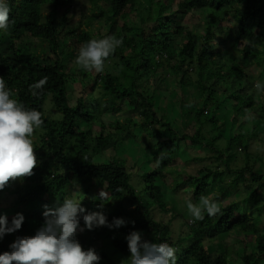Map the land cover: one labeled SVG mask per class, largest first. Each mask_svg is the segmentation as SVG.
<instances>
[{"label":"trees","instance_id":"trees-1","mask_svg":"<svg viewBox=\"0 0 264 264\" xmlns=\"http://www.w3.org/2000/svg\"><path fill=\"white\" fill-rule=\"evenodd\" d=\"M73 1L8 2L9 29L0 30V76L13 98L42 113L43 125L34 132H39L33 139L39 161L34 174L23 178V184L0 190V215H6L9 224L16 213L25 217L19 230L0 239V252L9 251V244L22 233L34 235L44 220L43 205L56 207L64 198L76 196L83 197L86 212H102L109 222L126 221L119 228L105 226L106 235L81 244L85 250L94 248L101 257L98 264H116V252L129 255L124 233L133 230L152 232L142 234L143 240L168 241L177 249L176 264H233L222 248L212 256L203 244L206 238L231 231L251 242L250 252L239 257L243 264H252L255 257L264 259V230L257 227L258 215L246 213L249 204L260 213L259 203L264 201V174L257 173L264 167V152L251 160L248 151L251 139L264 143V96L248 84L254 83L248 72L252 65L264 76V35L255 31L264 26V0H95L94 17L105 28L80 32L65 24ZM60 7L64 12H58ZM193 12H198L202 27L187 20ZM105 34L123 39L105 62V71L80 70L74 62L77 46ZM49 53L55 54L53 61ZM149 75L165 88L151 87ZM44 76L46 85L33 96L29 85ZM74 81L82 90L76 97L68 92L69 87L76 88ZM156 93L160 100L172 95L161 102L165 111L179 105L183 111L179 117H191V134L180 135L168 127L165 114L156 111L160 109ZM225 114L228 121L221 117ZM245 120L257 128L231 132L233 125ZM107 128L113 132L103 133ZM140 139L143 145L136 144ZM118 142L132 146L137 154L150 151L155 170L138 174L136 157L123 160L115 155L112 147L117 149ZM108 148L111 160L92 163V153ZM177 160L195 168L184 176L173 168ZM167 181L174 185L169 189L172 195L184 190L191 198H200L212 187L216 200L230 187L245 183V206L234 202L220 206V214H205L176 239L167 223L153 218L155 208L177 213L163 191ZM102 188L111 201L99 199ZM3 192L14 195L11 204L5 206ZM80 224L84 226L82 218Z\"/></svg>","mask_w":264,"mask_h":264},{"label":"clouds","instance_id":"clouds-1","mask_svg":"<svg viewBox=\"0 0 264 264\" xmlns=\"http://www.w3.org/2000/svg\"><path fill=\"white\" fill-rule=\"evenodd\" d=\"M9 1L0 0V30L4 32L9 29ZM62 8L58 10L61 11ZM122 44L123 39L115 35L105 34L91 38L77 46L79 48L74 62L82 71L103 73L105 62ZM47 81L48 77L44 76L29 85L31 94L39 95L37 90H43ZM254 88L258 94L264 93V82L255 81ZM42 125V113L13 98L6 81L0 76V190L34 174L33 170L39 161L33 136L35 130ZM98 197L105 202L112 200L110 193L104 188L99 191ZM82 199L83 197L72 196L64 198L62 204L56 207L43 205L42 225L34 235L17 236L9 244V251L0 252V264H98L101 257L94 248L85 250L81 246L76 239L77 232L101 226L119 228L126 221L123 218H113L109 222L102 212H86L81 204ZM185 203L193 223L202 221L205 214L211 217L222 211L217 200L208 196H201L198 202L189 198ZM81 218L83 227L80 224ZM24 219L23 214L16 213L9 224L6 215H0V239L5 234L19 230ZM125 239L129 251L126 258L128 264H176L177 249L168 242L143 240L141 232L137 230L129 232Z\"/></svg>","mask_w":264,"mask_h":264},{"label":"rangeland","instance_id":"rangeland-1","mask_svg":"<svg viewBox=\"0 0 264 264\" xmlns=\"http://www.w3.org/2000/svg\"><path fill=\"white\" fill-rule=\"evenodd\" d=\"M73 13L70 12L68 13V16L70 17V20L67 21L65 24H68L70 26V28H75L77 30V32H80L82 30H90L92 27H94V30L96 29V27L98 26H102V28H105L104 25H100L101 24V19L94 17L95 13H96V9H97V1H90V0H74L73 1ZM48 9V8H47ZM64 11V7L61 9V11L59 10L58 12L62 13ZM47 12V11H46ZM198 12H193L189 18H187V20H192L193 19V23L192 24H198L199 26L202 27V23L198 21V16H197ZM133 17V14H130V18ZM136 18V17H135ZM121 22V21H120ZM102 28H100V30H103ZM260 31L262 32V35H264V26L259 27V29H256L255 31ZM36 43L34 44V46L36 47ZM44 46V45H43ZM42 48V46L37 47L36 52L41 53L42 50H40ZM50 54V59L53 61V59L55 58V54L53 53H49ZM248 72L250 74H252V78L251 79L253 82L259 80L261 82H264V76L262 75V73L260 72V68L258 66H256L255 64L252 65L250 68H248ZM264 72V71H263ZM75 83H73L74 87L76 86V88H72L69 87L68 92H72L73 96L76 97L79 95V93L82 91L80 89V85L78 86L79 83H77V81H74ZM148 82L152 85V86H156L159 87L158 90L162 91L165 86L164 85H160V83L156 80V78L151 77V75L148 76ZM249 86H254V83H252L251 81H249ZM154 86V87H155ZM253 90V89H252ZM250 90V91H252ZM95 94H99V90H97L95 92ZM261 96H264V93H260ZM89 96V95H88ZM87 96V97H88ZM170 96H172L171 94H167V98L161 97L162 99L160 100V95L159 93H156L155 98L160 100V109H156L157 113L159 115H161V113H164L166 116V123L168 125V127L170 129H176V131L181 135L182 133H188L191 134L193 129H191L193 127V122H191V117L190 116H180V114L183 113L182 109H180L179 105L178 106H174L171 112H167L162 108V103L164 99H170ZM166 97V96H165ZM90 98V96H89ZM159 102H156V105H158ZM49 104L46 105V107ZM156 107V106H155ZM224 107V106H222ZM50 108V107H49ZM123 114H128L127 110L122 111ZM122 118H129L127 116H123ZM120 114H117L116 116H119ZM223 121L227 120L229 116L225 115H221ZM241 118H244L243 116H239L238 119L241 120ZM124 122V120L122 121V123ZM249 127L252 128H257V126L252 125V121L250 120H245L243 122H241L240 124H236L233 125L231 128V132L232 133H238L241 131H245L246 129H249ZM123 131H125V129H123ZM96 133H99V128L95 129ZM103 133H107V132H113V129H104L102 130ZM39 132H37L36 134L34 133L33 139L37 138L36 136L38 135ZM126 134V132L124 133ZM119 144L117 145V149L116 146H113L112 148H115L116 151V156L119 155L121 159L123 160H129V159H133L136 157V159H134L138 164L137 166V173L139 174L140 172H153V170H155V161H152L153 155L152 153H150V151H143L139 154H137V152H132V146H128V148H125L123 146V144H121L120 142H118ZM136 144H140L143 145V141L140 139V141H138ZM226 144V141H224V139H221V145L224 147V145ZM110 148V147H109ZM109 148L104 151L103 153H92L91 154V161L92 163H104L105 161L111 160V154L109 153ZM189 151L191 150V148L188 149ZM248 151L250 152V159L253 160V157L255 154H261L264 152V143L259 141L258 138H254L253 140L251 139L249 142V147H248ZM115 156V157H116ZM209 161H213V159L211 160H207L206 162ZM161 167V165L158 167H156L157 170H159ZM165 168V167H164ZM176 170L178 169V171H180V174L185 176V173L187 172H191L195 166H192V164L188 163L185 164L184 160L183 162L181 160H177V162L175 163L174 167ZM262 172L264 174V167L260 168L258 172ZM172 176L176 177V173H172ZM184 178V177H183ZM249 181V178H248ZM24 183V179L21 180H17L13 183L10 184L11 188H14L16 184H23ZM224 183V182H222ZM166 184H168L165 188H163V191L167 192V198L169 200H171V203H169V207L173 206L174 209L176 210L177 213L171 212L170 210H168L167 212H162L161 210L155 208V210L153 211V218L163 222V223H167L169 226V229L171 231V235L172 237L176 238L178 236L181 237L185 235V232L188 230L189 225L192 224L191 222V217L188 215V212L183 211L186 208V203L185 201L187 199H191L193 202H198L199 198H195L192 197L191 198V194L188 192H185L184 190H180L179 192H176L175 194H171L169 192V189L172 188L174 185L172 184V182L167 181ZM244 187H245V183L242 184L241 187H230L228 189V191H226L223 194L222 199H218L217 202L219 203L220 206H226V205H231L230 203L234 202V203H238L239 205H244L245 206V199H246V194L244 192ZM216 193V191L214 190V188L210 187L206 189V192L204 195L202 196H208V197H212L214 194ZM2 200H4L5 206L7 204H11L14 195L12 193H7V192H3L2 196H1ZM88 198H90V195L86 196ZM260 208H261V212L257 213L255 210V206L253 205H248L247 206V214L250 215H258V221H257V227L261 228L262 230H264V201L259 203ZM115 206V205H114ZM8 208L4 209L3 212H5ZM182 209V210H180ZM130 231V230H128ZM108 232V230L105 228V226H101V227H97L96 230H88L85 228V230L81 233V236L79 237L78 242L82 245H85L87 243H91L92 241L96 242L98 240V238L102 237L103 235H106V233ZM120 232V229H119ZM123 232V231H122ZM131 232V231H130ZM141 234L147 235V236H151L152 232L151 231H146L145 233H143L142 230H140ZM129 232L125 231V235H127ZM30 232L27 233H22L20 236H24V235H30ZM217 236V235H216ZM215 237V236H214ZM252 240V239H251ZM168 242V241H166ZM203 244L204 247L214 255L218 254V249L222 248V251H225L228 255H229V260L233 263V264H243L242 260H239V257H242V255L244 254V252H246L247 254L250 252V246H251V242H249L248 239H244V237L235 231H231L229 234L225 233V234H219L215 239L213 238H206L203 240ZM103 246L105 247V249L109 246L107 239L104 241ZM129 255H122L120 253H115L114 258H115V263L116 264H128V261L126 260V258ZM252 264H264V259L262 257H255V259L253 260Z\"/></svg>","mask_w":264,"mask_h":264}]
</instances>
